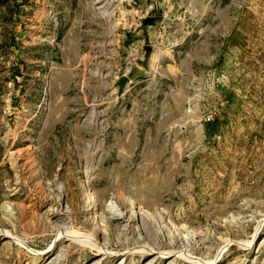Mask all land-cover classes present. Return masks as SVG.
Wrapping results in <instances>:
<instances>
[{"label":"rangeland","instance_id":"obj_1","mask_svg":"<svg viewBox=\"0 0 264 264\" xmlns=\"http://www.w3.org/2000/svg\"><path fill=\"white\" fill-rule=\"evenodd\" d=\"M119 262L264 264V0H0V264Z\"/></svg>","mask_w":264,"mask_h":264},{"label":"water","instance_id":"obj_2","mask_svg":"<svg viewBox=\"0 0 264 264\" xmlns=\"http://www.w3.org/2000/svg\"><path fill=\"white\" fill-rule=\"evenodd\" d=\"M127 77H122L119 81V87L120 89L123 87L124 83L127 81Z\"/></svg>","mask_w":264,"mask_h":264},{"label":"bare ground","instance_id":"obj_3","mask_svg":"<svg viewBox=\"0 0 264 264\" xmlns=\"http://www.w3.org/2000/svg\"><path fill=\"white\" fill-rule=\"evenodd\" d=\"M121 262H119V264H120Z\"/></svg>","mask_w":264,"mask_h":264}]
</instances>
